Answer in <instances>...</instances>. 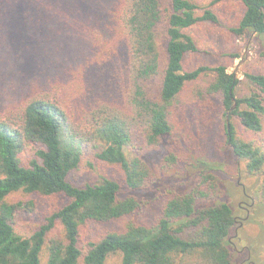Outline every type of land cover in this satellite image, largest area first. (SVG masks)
<instances>
[{"label": "trees", "instance_id": "16d2710c", "mask_svg": "<svg viewBox=\"0 0 264 264\" xmlns=\"http://www.w3.org/2000/svg\"><path fill=\"white\" fill-rule=\"evenodd\" d=\"M241 1L230 30L253 34L264 58V0ZM199 8L196 0H0V264H108L113 257L117 264H236L229 238L237 218L204 160L196 181L166 200L155 223H127L85 249L79 244L88 222L139 209L136 193L159 179L147 155L176 128L181 108L188 110L182 97L207 126L221 112L232 153L254 177L251 198L264 202V74L245 72L249 91L236 96L239 79L226 66L183 69L184 54L197 49L186 29L218 22L210 8ZM28 64L35 67L21 70ZM201 77L208 78L203 85ZM231 115L252 137L236 134ZM26 148L33 156L22 163ZM84 160L118 165L127 192L106 174L72 184L67 176ZM163 163L175 156L165 153ZM16 191L67 201L22 236L15 219L34 203L10 201Z\"/></svg>", "mask_w": 264, "mask_h": 264}, {"label": "rangeland", "instance_id": "374dc122", "mask_svg": "<svg viewBox=\"0 0 264 264\" xmlns=\"http://www.w3.org/2000/svg\"><path fill=\"white\" fill-rule=\"evenodd\" d=\"M196 1L200 6L199 13L203 11L204 7L210 8L216 14L218 22L199 21L186 29L194 38L197 49L184 54L183 69L190 71L198 66L224 65L228 72H234L239 79L236 96L247 94L250 84L244 73L264 74V58L259 56V48L253 34L238 37L230 30L244 10L242 1L220 0L212 5H209L210 0ZM24 67H28L26 71H31V67H35V64L23 65L21 70ZM5 78L6 76L2 78L0 84L2 99H4L3 79ZM9 81L6 79V84ZM66 81L67 79L63 80L64 83ZM207 81V77H201L197 79L196 83L203 85ZM57 97L59 98L58 93ZM181 99L186 103L188 110L181 108L178 120H176V128L164 138L154 152L147 155L146 160L152 173L155 178L159 179L136 193L140 203L139 209L109 222H88L79 233L80 247L85 249L88 241L96 240L108 231L121 230L127 223L146 225L155 223L166 200L172 194L182 192L184 187H189L196 181L199 161L204 160L208 163L207 165L216 168L225 191L224 199L231 205L237 220L241 223L238 222L233 228L232 243L229 244L234 262L239 264L249 254L246 261L262 264L264 259V202L251 200L254 177L245 173L244 161L232 153L223 130L224 116L221 115V112L217 114L215 121L213 120L207 126L202 118H197L199 112L202 113L200 108L193 110L194 106L188 98L182 97ZM61 100L70 103L73 98L67 101L62 97ZM185 111L186 113H184ZM192 111H194V115ZM229 120L234 124L237 135L245 138L252 137V133L243 129L236 116H229ZM205 124L206 126H204ZM211 126H214L218 133L215 134ZM169 152L175 156V163L164 164L163 156ZM20 156L22 163H26L32 158L33 150L26 148L20 153ZM85 161L68 174L67 179L72 184L81 186L106 174L117 179L123 185L124 193L127 192L124 187L122 171L118 165L96 161L88 165ZM8 199L21 201L23 204L28 201L34 203L31 213L20 212L15 219L14 230L22 236H28L44 221L47 215L67 201V197L63 194H26L22 191L10 194ZM239 202L249 209L247 216L246 210L238 205ZM54 230L59 234L60 225L56 224ZM235 247L239 251L235 250ZM117 263V257L111 258L108 262V264Z\"/></svg>", "mask_w": 264, "mask_h": 264}, {"label": "flooded vegetation", "instance_id": "af4514ba", "mask_svg": "<svg viewBox=\"0 0 264 264\" xmlns=\"http://www.w3.org/2000/svg\"><path fill=\"white\" fill-rule=\"evenodd\" d=\"M251 200H252V198H251ZM252 201H253V200H252ZM251 203H252V202H251ZM238 205H239L240 207H242L243 209L246 210V216H247V214H249V209H248L247 207H245L244 205H242V202H239ZM236 218H237V217H236ZM236 222L238 223L239 221L236 219ZM239 223H240V222H239ZM240 224H241V223H240ZM236 225H237V224H236ZM229 242L232 243L231 236H230V238H229ZM234 249L237 250L236 247H235ZM237 251H239V250H237ZM248 258H249V254H248V256H247L246 258L242 259V260L239 262V264H244L245 262H246V264H253L252 261H246Z\"/></svg>", "mask_w": 264, "mask_h": 264}, {"label": "water", "instance_id": "95a60500", "mask_svg": "<svg viewBox=\"0 0 264 264\" xmlns=\"http://www.w3.org/2000/svg\"><path fill=\"white\" fill-rule=\"evenodd\" d=\"M235 107V102L231 106L230 110H232ZM226 120L228 121V114L226 115ZM227 127H228V122H227ZM229 145L232 147V145L229 143Z\"/></svg>", "mask_w": 264, "mask_h": 264}]
</instances>
